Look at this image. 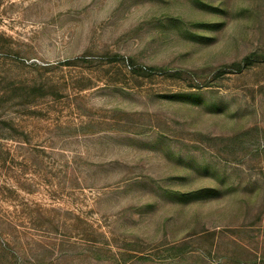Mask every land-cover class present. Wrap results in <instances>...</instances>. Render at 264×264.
Returning a JSON list of instances; mask_svg holds the SVG:
<instances>
[{
  "label": "rangeland",
  "instance_id": "obj_1",
  "mask_svg": "<svg viewBox=\"0 0 264 264\" xmlns=\"http://www.w3.org/2000/svg\"><path fill=\"white\" fill-rule=\"evenodd\" d=\"M252 53L264 0H0V264H264Z\"/></svg>",
  "mask_w": 264,
  "mask_h": 264
},
{
  "label": "trees",
  "instance_id": "obj_2",
  "mask_svg": "<svg viewBox=\"0 0 264 264\" xmlns=\"http://www.w3.org/2000/svg\"><path fill=\"white\" fill-rule=\"evenodd\" d=\"M88 57L89 55H84L79 58H76L73 61H65L64 65L75 66L78 64H89V65L93 64L92 62H89L90 59H87ZM100 61H105L106 64H119V63L124 64V65L126 64L130 68L131 73L137 77L149 78V77H152L153 75H165L166 77H169V78H174L177 80L185 81L187 85L191 88L201 89V88L209 86V84H207L208 82H206V79L200 80L196 72L169 71L164 68H154V67H151V68L137 67L133 60L129 59V60L124 61L123 58L117 55L102 56ZM263 62H264V54L252 53L238 62H234L229 65H224L220 67L215 72H213L212 79L222 77L226 74L240 73L244 70L249 69L255 64H260ZM2 110L3 108H0V139H2V137L12 138L10 133L15 130L11 126L10 122L4 117V112ZM16 240L17 238H11V241H16ZM9 246H10L9 243L5 239L2 238V234L0 233V254L2 256L5 257L6 255H8L6 250L9 249L8 248ZM13 261H14V264L18 263V261L15 258H13Z\"/></svg>",
  "mask_w": 264,
  "mask_h": 264
}]
</instances>
